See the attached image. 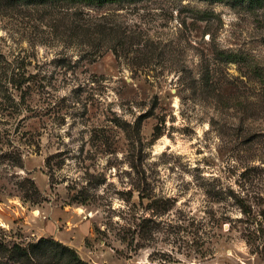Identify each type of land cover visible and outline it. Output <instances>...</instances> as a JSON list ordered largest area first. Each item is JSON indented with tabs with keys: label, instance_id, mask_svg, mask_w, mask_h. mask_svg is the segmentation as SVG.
Here are the masks:
<instances>
[{
	"label": "rangeland",
	"instance_id": "obj_1",
	"mask_svg": "<svg viewBox=\"0 0 264 264\" xmlns=\"http://www.w3.org/2000/svg\"><path fill=\"white\" fill-rule=\"evenodd\" d=\"M83 13L89 33L73 35L0 13V75H31L24 94L0 79L1 245L53 239L87 264H264V0ZM37 254L0 250V264H71L49 244Z\"/></svg>",
	"mask_w": 264,
	"mask_h": 264
},
{
	"label": "trees",
	"instance_id": "obj_2",
	"mask_svg": "<svg viewBox=\"0 0 264 264\" xmlns=\"http://www.w3.org/2000/svg\"><path fill=\"white\" fill-rule=\"evenodd\" d=\"M143 1L145 0H0V13L6 14L10 11H15L19 9L32 10L37 13L39 18H41V16L43 18L47 17L48 21L50 20L51 27L55 29L65 28L67 35H73L74 33H79L81 31H86L85 33L87 34L89 33V29L91 27H87L86 21L84 22L83 19L82 22L79 21V19L83 17V12L85 9L102 8L107 5L124 6L126 4H135ZM208 1L225 3L230 2L233 4H237L245 2L252 3L255 0ZM95 29L98 33H104L106 30H110L111 27H107L106 25L99 23L95 26ZM97 50L98 48L94 49V51ZM1 60L2 57H0V62ZM17 72L18 73H15V71H11L10 75H7V73L4 72L0 75V79L1 76L4 77V83L11 84L15 87L16 90H19L22 94H24L25 90H22V87L31 83V75H28V77L26 78L23 73H19V70H17ZM2 88L7 92L5 86ZM158 138L159 136H157L156 139ZM45 244H49L51 246H54L55 248L60 249L61 255L67 257L70 260L71 264H87L80 260L75 251L57 243L53 239H40L36 244H32L28 249L21 248L16 245L11 248H8L2 246L0 243V250L4 251L10 259H14L15 257H23L25 260H35L39 259V256L37 254V248L39 249Z\"/></svg>",
	"mask_w": 264,
	"mask_h": 264
}]
</instances>
